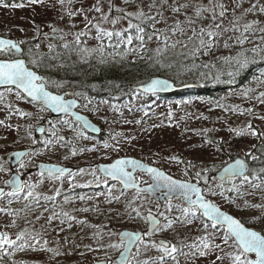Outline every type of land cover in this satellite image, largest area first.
<instances>
[{
    "label": "rangeland",
    "instance_id": "rangeland-1",
    "mask_svg": "<svg viewBox=\"0 0 264 264\" xmlns=\"http://www.w3.org/2000/svg\"><path fill=\"white\" fill-rule=\"evenodd\" d=\"M18 3H24L25 7H0V34L13 37L18 41L23 40V44L29 47L30 60L35 58L39 61L40 58L49 53L54 54L58 50H64L65 44L69 46L74 44L75 37L73 34L84 29L82 16H76L71 21L67 16L63 20H58L56 11L40 5L28 6L27 0H21ZM107 3L108 0H104L105 10H107ZM135 3L139 4L140 0H135ZM115 4L119 7H128L123 4L122 0H115ZM73 7H80L79 0H76ZM91 15L97 14L92 13ZM53 24L63 29V33L66 34L63 39L60 38L61 33L52 32L50 25ZM72 24L76 26L72 27ZM126 25L127 22L124 21L122 25L117 27H126ZM94 35L95 31L93 30L89 37H81L82 43L87 44L89 48L97 47L98 41L91 38ZM153 42L157 45L155 41ZM259 43L258 37H253V43L246 44L244 47L251 48L254 44ZM37 44H39V48L36 47ZM49 45L52 47L50 48ZM176 51L181 55L183 50L177 47ZM237 51H239L238 48L224 49L221 46L212 55L202 56V59L206 62H215L221 66L224 65L222 63L224 57L235 56ZM103 53H107L105 48ZM254 55L248 53L250 61L253 60ZM111 57L108 60L110 66H124L116 52H113ZM76 58L71 57L72 60ZM259 61H264V57L255 56L253 63L257 64ZM247 67L239 71L244 72ZM228 71L238 75V72L230 67L226 68V71H216L220 76L218 81L225 86V89L217 95L216 99L212 100L197 98L190 103L186 98L184 100L155 99L145 105L149 97L143 94L137 95L135 93L131 99L126 98L121 101H113L109 98L95 100L88 98V96L76 95L83 104L81 111L102 127L103 139L92 138L73 119H54L47 110L41 111V108L18 99L13 90L2 92L1 95L4 99L0 102V120L4 121V125H0V166L5 171L0 172V186H3L13 172H17L24 176L28 183L36 184V192L43 195L53 196L55 190L59 189L61 194L55 197V203H48L46 206L56 212H68L77 220L72 222L70 228L66 223L64 225L65 230L61 232L59 231L61 227L59 222H55L53 227H49L43 218L36 221L34 213H40L43 209L36 208L29 212L24 207L29 201L22 198L23 194L18 200L13 198L11 205L8 204L9 198L5 197L0 201V207L8 206L16 209L19 215L8 217L0 214V225L16 219L17 227L8 229L12 234L24 228H27L29 232H32L33 228L37 232L47 229L44 238L49 241L48 247L60 248L61 251H67L71 254L52 258L53 253L51 252L29 250L5 257L0 260V264H21V262L23 264H88L109 258L115 262L120 254L119 251L106 247L109 242L118 243L117 236L114 234L123 230H147L149 211L158 217L159 212L165 211L168 203L160 204L155 199L152 200L153 198L151 199L141 193L137 196L136 192L124 191L120 185L110 184L108 180L105 183V178L101 176L96 167L97 163H110L119 157H136L162 168L177 179L200 183L204 187V192L207 193L210 188L216 190V185L220 183L215 178V174L224 165L232 161L227 157V154H235L237 157L245 158L249 163L256 161L252 160L251 157H246L245 153L251 152L252 155L259 157L264 150V142L251 135L238 136L235 131H230V129L247 131L246 126L251 123L258 133L264 132V119H260V117H264V103H261L259 99V94L264 92V67L255 69L258 74L250 82L244 86H236L234 89L226 87V85L235 86L232 83L234 81L231 80L233 75L228 76L226 74ZM205 82L208 81H202L198 78L192 81V83L199 85ZM184 83L186 80L180 82V84ZM98 90H103V88H98ZM104 90H108V95L111 98H121L119 95H114L109 88ZM67 91L81 93L73 89L64 90L60 93ZM7 105H11L14 109L32 113V115L21 117L18 114H13L10 116ZM248 109H252L251 114L247 112ZM170 112L172 113L171 118L169 117ZM43 121L47 123V133L44 137H38L35 135V128ZM136 121H140V123H136ZM5 125H10V127ZM61 136L64 138L62 141L54 143V145L46 144L47 141H57V138ZM213 138L221 141V144L206 143L207 140L213 141ZM105 143L110 147L105 148ZM253 145H256L257 148H253ZM219 146H223L225 149L221 151ZM116 147H119L120 150H114ZM29 148H35V151L23 162L25 167L21 168L20 164L16 170H13L6 160L7 156L14 151ZM81 149L83 151H80ZM89 149L94 150L90 151ZM73 151H76L74 156L72 155ZM171 156H177L182 161H190L195 167L186 169L185 163L177 164L175 161L165 159ZM39 162L73 165L84 171L81 173L79 169L71 177L54 180L48 175H41L36 171ZM250 166V170H252L251 163ZM215 169V172H211ZM186 170L187 176L184 174ZM31 171L35 172L30 175ZM93 171H95V176L92 175ZM196 171H202V178L199 181L195 178ZM253 175L258 174L251 171L249 178L253 179ZM205 177L208 180L206 187L203 185ZM40 181L43 182L40 183ZM236 183L239 185V181ZM253 183L258 184L260 181L253 179ZM99 186L100 189L96 190V187ZM230 186L229 181L224 182L225 189ZM240 187L241 193L244 195L237 197L236 193L227 191L224 195L237 197V204H243L245 200L250 204L264 203V191L261 190L264 189V185H261L260 189H253L248 184H243ZM65 197H67V201ZM80 197H85V199H80ZM115 197H119V199H115ZM208 198L249 227L252 225L248 224L247 221L253 216H259L264 211V209L256 208L240 210L236 205L228 203L219 195ZM171 203L174 208L177 205H182V201L179 199H173ZM84 208L89 210L87 212L82 211ZM133 208L139 209L140 216L132 211ZM49 214L44 213V216ZM176 214L174 210L172 215ZM26 219L31 223H26ZM160 219L163 222V217ZM80 220L86 221V223H78L77 221ZM200 226L201 222L195 221L193 225L180 229L178 238L191 242V238L203 235L201 231H197ZM256 227L258 228V226ZM209 231L211 232L212 229L210 228ZM109 233H113V235L110 236ZM174 235L176 233L169 230L157 233L153 239L171 240ZM98 237H102V240ZM57 241L59 243H56ZM216 242H221L219 233H217ZM101 244L105 246L102 247ZM87 246H91V249L95 250H90ZM231 250L225 248V251ZM185 251L187 250L185 249ZM82 253L83 255H81ZM156 255L158 254L154 249L150 252H144L143 246H141L139 255L136 254V250L134 251L132 264H143L144 260ZM178 259L180 264H207V259L204 257L186 260L184 256H179ZM224 264H228V261H225Z\"/></svg>",
    "mask_w": 264,
    "mask_h": 264
},
{
    "label": "snow or ice",
    "instance_id": "snow-or-ice-1",
    "mask_svg": "<svg viewBox=\"0 0 264 264\" xmlns=\"http://www.w3.org/2000/svg\"><path fill=\"white\" fill-rule=\"evenodd\" d=\"M79 2L80 7H73L76 0H51V2L49 0H27V5H40L56 11L58 20H63L67 16L71 21L76 16H82L84 29L73 34L75 37L73 46L83 52H103L107 46L116 52L121 60L130 54H136L143 58L142 53L147 52L148 45L155 41L157 47L153 51L160 58L149 57V59L152 60L151 66L161 72V77L150 79L149 82L141 86L139 91L134 90L137 95L144 93L155 95L172 88L175 79L165 75L169 71H178V74L183 76L195 75L202 81L219 80V74L213 72L218 67L217 63L198 61L202 56L212 55L221 46L224 49H239L235 56L224 57L222 61L224 65L237 72L249 64L248 53L255 54L253 60L255 56L264 57V0H140L139 4H136L135 0H122L123 4L128 7H119L115 4V0H108L107 10H105L104 0H94V2L79 0ZM0 7L22 8L25 7V4H9L5 0H0ZM92 13L97 15L90 16ZM124 21L127 22L126 27H117ZM71 26L75 27L76 25L72 24ZM50 27L53 33L62 34L61 39L66 35L63 33V29L54 24ZM93 30L95 35L91 38L98 41L97 48H80L81 37H89ZM253 37H258L260 43L254 44L251 48H245L246 44L253 43ZM23 43V40L14 42L11 39L0 38V54L8 52L22 54L20 46ZM36 47L39 48V44ZM49 47L52 46L49 45ZM64 47L68 48L69 45L65 44ZM177 47L183 50L182 59L175 63L163 62L164 55ZM29 63L36 67L39 66V61L35 58ZM226 74L234 75L232 71H228ZM0 84L14 85L18 99L24 98L22 93L26 94L31 98L30 102L40 106L41 111L47 108L52 111L68 113L75 106L74 101H66L62 95L53 94L48 90L49 87L59 90L63 84L45 80L41 75L26 67L23 59L0 60ZM184 87H192V85L185 84ZM8 91H12V89L9 88ZM75 95L82 94L75 93ZM3 99L4 97L0 95V102ZM259 99L261 103H264V92L259 94ZM218 106L220 105L218 104ZM7 108L10 116L13 114H18L21 117L32 115V113L14 109L11 105H7ZM116 110L118 111V109ZM247 112L251 114L252 109H248ZM171 116L170 112L169 117L171 118ZM76 119L79 121L82 117L77 116ZM260 119H264V117H260ZM136 123H140V121H136ZM0 125H4L3 120H0ZM5 126L10 127V125ZM246 129L247 131L234 129H230V131H235L238 136L251 135L264 142V132L258 133L251 123L246 126ZM63 139L61 136L57 138V141H47L46 144L54 145ZM206 143L213 144L214 141L207 140ZM104 147L108 148L110 145L105 143ZM253 148H257V146L253 145ZM114 150L119 151L120 148L116 147ZM16 155L24 156L25 153H16ZM72 155H76V151H73ZM245 156L251 157L252 160L259 159L251 152L245 153ZM165 159L175 161L177 164L185 163L186 169L195 167L190 161H182L177 156ZM20 167L24 168L25 165L21 163ZM135 170L147 173L152 178L153 183L147 189L138 188L136 177L133 174ZM4 171L5 169L0 166V172ZM47 171L48 177L62 180L68 170L53 165ZM79 171L83 173L84 170L80 169ZM102 171L105 177L119 181L125 189H137V196L143 192L155 193L159 191L168 201L165 211L159 212V217H163V222L153 217L149 211L150 227L146 231L115 233L118 243L109 242L106 247L118 250L120 255L117 261L113 262L109 258L105 264H132V249L135 248L136 254L139 255L141 246H143L144 252L154 249L158 254L144 260L143 264H180L179 256H184L186 260L204 257L207 259V264H217V262L224 264L225 261H228V264H264V211L259 216L251 217L247 223L252 226L246 227L245 223L228 212L222 211L215 202L208 198L219 195L228 203L236 205L240 210L245 208L264 209V203L250 204L245 200L243 204H237V197L244 195L241 193L240 186L248 184L253 189H260L261 185H264V175H253L254 180L260 181L258 184L253 183V179L249 178L252 170L249 169L245 159H236L235 163L225 167L219 178L220 183L216 185V190L210 188L207 193L197 183L173 179L159 168L147 166L136 159H117L114 163L104 166ZM260 173L264 174V168L260 169ZM184 174L188 175L187 170ZM68 175L71 177L72 173L69 172ZM92 175L95 176V171ZM195 178L199 181L202 178V171H196ZM225 180L231 184L227 189L224 187ZM236 181H239V185ZM42 182L40 181V183ZM104 182L107 183V179ZM204 184H208L206 177ZM5 185L10 186L11 191L5 192L3 188H0V200L8 197V204L11 205L13 198L18 200L23 194L22 198L29 201L24 206L29 212L36 208L43 209L40 213H34L36 221L43 218L49 227H53L55 222H59L61 226L59 231L62 232L65 230L66 223L70 228L72 222L77 220L68 212H56L46 206L48 203H55V197L61 194L59 189L55 190L53 196L43 195L36 192V184L22 181L19 174L6 180ZM261 190L264 191V189ZM225 191L236 193L237 197L225 196ZM80 199H85V197H80ZM115 199H119V197H115ZM172 199L181 200L182 205H177L174 208L171 203ZM65 200L67 201V197ZM88 210L87 208L82 209L85 212ZM174 210L176 215H172ZM132 211L140 216L139 209L133 208ZM44 213L50 214L45 217ZM0 214L17 217L19 212L5 206L0 207ZM195 221L201 222L197 231H201L203 235L191 238V242L179 239V230L193 225ZM77 222L86 223L83 220ZM26 223H31V221L26 219ZM15 227H17L16 219L0 225V260L15 255L17 252L29 250L51 252L53 253L52 258L71 254L61 251L60 248L48 247L49 241L44 238L47 229L37 232L33 228L32 232H29L27 228H24L14 234L8 231ZM169 230L176 233L171 240L153 239L157 233ZM217 233L220 234V243L216 242ZM109 235L111 236L113 233H109ZM98 238L102 240V237ZM65 242L67 243V240ZM101 246L105 245L101 244ZM87 247L90 250H95L91 249V246ZM226 247L232 250L225 251ZM250 254H254V258H251Z\"/></svg>",
    "mask_w": 264,
    "mask_h": 264
},
{
    "label": "trees",
    "instance_id": "trees-1",
    "mask_svg": "<svg viewBox=\"0 0 264 264\" xmlns=\"http://www.w3.org/2000/svg\"><path fill=\"white\" fill-rule=\"evenodd\" d=\"M17 1L14 2L13 0H5V2L9 4L18 3ZM73 45L74 44L64 50H58V52L54 54L49 53L45 55V57L40 58L38 67L31 64L32 68L46 76L48 80L63 84V87L59 90L49 87L55 92L73 89L77 92H81L82 95L95 100L109 98L113 101H121L126 98L131 99L132 95L135 94L131 88L132 85L145 83L154 76H161V72L156 71L155 68L151 66L152 60L149 59V57H153L154 59L160 58L157 57L153 51L157 47L154 42H151L148 45L147 52L142 53L143 58L138 57L136 54H130L121 61L124 66L119 67L110 66L108 64V60L112 58L111 55L114 52L110 47H105L107 53L83 52ZM24 47L25 56L30 61L29 47L27 45H24ZM84 47H87L88 49L97 48H89L87 44L82 43L80 48ZM71 57L77 58L72 60ZM181 59L182 56L177 53L176 49H174L168 51L164 55L163 62L175 63ZM102 60L104 62H101ZM198 62L206 61L201 57ZM253 62L254 60L249 62L247 65L248 67L244 72L238 71V75L234 73L231 80L234 81L232 83H234L235 86L226 85V87L228 89H234L236 86H244L246 83L250 82L251 79L258 74L255 69L258 67H264V61H259L257 64H254ZM226 68L229 67L221 65L219 69H214L213 72L216 73V71L221 70L226 71ZM165 75L167 77L174 78L176 84H180V82L184 80H186V83L184 84H189L192 83L193 80L197 79L195 75L183 76L178 74V71H169ZM195 84L199 85L198 83ZM98 88H103V90H98ZM106 88L111 89L114 95H119L121 98H111L108 95V90H104ZM224 89L225 86L218 80H212L200 84L197 89L183 91L174 96H151L147 99L145 105L151 103L155 99L184 100L186 98V100L190 103L197 98H209L212 100L216 99L217 95ZM213 139L217 145L221 144V141L215 140V138ZM219 149L222 151L225 147L219 146ZM263 151L264 150H262V153H264ZM227 157L230 158V160H234L237 155L227 154ZM250 163L252 165V171H255L258 175H264L260 173V169L264 168V155L260 154L258 160L254 162L250 161ZM215 171L216 169L211 172ZM203 185L206 187L205 184Z\"/></svg>",
    "mask_w": 264,
    "mask_h": 264
},
{
    "label": "water",
    "instance_id": "water-1",
    "mask_svg": "<svg viewBox=\"0 0 264 264\" xmlns=\"http://www.w3.org/2000/svg\"><path fill=\"white\" fill-rule=\"evenodd\" d=\"M0 38L8 39V38H5V37H3V36H0ZM11 40H13L14 42H17V41L14 40V39H11ZM20 47H21V50H22V54L16 53V54L19 55V56L23 55V53H24V49H23V47H22V46H20ZM25 63H26V67H28L26 61H25ZM31 70L35 71L38 75H41L45 80H48V78H46L44 75L40 74V73H39L38 71H36L35 69L32 68ZM159 77H161V76H154V77H152L151 79H153V78H159ZM149 81H150V79H149L147 82H149ZM147 82L142 83V84H138V85H132L131 88H132L133 90H137V91H139V89L141 88V86L144 85V84H146ZM184 85H185V84H176V83H174V84H173V87L170 88L169 90H167L166 92H160V93H157V94H155V95H153V94H151V93H144V95L149 96V97H150V96H166V97H167V96H174V95H176V94H178V93H181V92H183V91H189V90L197 89L198 86H199V85H197V84H195V83H189V84H188V85H192V87H184ZM7 88H15V86H14V85H4V84H0V89H7ZM48 90L51 91V92H53V94H59V95H62L66 101L71 100V101H74V102H75V106L72 107V108L68 111V113L58 112V111H52L51 109H47V108H45L46 110H48V111L51 113V116H52L54 119H65V118H67V117H71V118H73V119L75 120V122L79 123V124L82 126V128H83L88 134L93 135V136H96V137H100V136L102 135V132H103L102 127H101L98 123H96L94 120H92L90 116L84 114V113L80 110V107H81V104H82V103H81V101L76 97V95H75V93H74L73 91H67V92H65V93H57V92L52 91L50 88H49ZM22 94H23V93H22ZM23 95H24L26 98H28L29 100H31V98H29V97L26 96V94H23ZM77 116L82 117V119L78 121V120L76 119ZM85 121L87 122L86 124H85ZM46 133H47V123H46V122H43L42 124L36 126V128H35V135H36V136H38V137H43V136L46 135ZM21 152H22V153H25V155H24V156H17V155H16V153H21ZM33 152H34V148H29V149H25V150H17V151H14V152L10 153V154L7 156L6 160H7V162L10 164L11 168H12L13 170H16V169L18 168V166H19L21 163H23V162L27 159V157H28L29 155H31ZM117 159H136V160H138L140 163H143V164H145V165H147V166L157 167V168H159L160 170L164 171V172L166 173V175H170V174H168L165 170H163L162 168H160V167H158V166H155V165H152V164H149V163H146L145 161H143V160H141V159H138V158H136V157L127 156V157H119V158H117ZM117 159H115V160H117ZM236 159H245V158H242V157H236L234 160H232V161H230L228 164L224 165V166L220 169V171H218V172L215 174V178H216L218 181H220L219 178H220V176H221L222 173H223V169H224L225 167H227L229 164H233V163H235V160H236ZM115 160H114L113 162H110V163H103V162H102V163H99V164H98L99 172L101 173V175H102L105 179H108L110 182L119 184V185L123 188L124 191H127V192L137 191V189H135V188H127V189H125L124 186L122 185V183H120L119 181H117V180H113V179H111L110 177H105V176H104L103 171H102L103 167L106 166V165H110V164L114 163ZM245 160H246V159H245ZM246 162H247V164H248V166H249V169H251L250 163H249L247 160H246ZM53 165L56 166V167H63V168H65V169H67L68 171L65 172V174H64L65 177H66V176H69V175H68L69 172H70V173H74V172L76 171V168H75L74 166H66V165H61V164H56V163H50V162H39L38 165H37V169H36V171L39 172L40 174L48 175V171H47V170H48L50 167H52ZM129 170H131L130 167H129ZM137 172H141V171H140V170H135L134 173H133L135 177H136ZM30 173H31V172H30ZM15 174H18V173H17V172H13L12 175H11V177L14 176ZM145 174H147V173H145ZM147 175H148V174H147ZM19 176H20V179H21L22 181H26L25 177H23V176H21V175H19ZM148 176H149V175H148ZM170 176H171V175H170ZM11 177H10V178H11ZM149 177H150V176H149ZM171 177H172L173 179H177V178H175V177H173V176H171ZM8 179H9V178H8ZM8 179H7V180H8ZM150 180H151V183H150V184L142 185V183L136 178V182H137L138 188L147 189V188L153 183L151 177H150ZM178 180H180V179H178ZM182 181H184V180H182ZM225 181H227V180H225ZM225 181H224V182H225ZM190 182H191V181H190ZM192 183H197V182H192ZM197 184H198V186L201 187L202 190L204 191V187H203L200 183H197ZM0 188H3L5 192L11 190V187H10V186H6V185H5V182H4L3 186H1ZM143 193H146L150 198H154L155 201L158 202V203H160V204H163V203L168 202L167 200H165V199L163 198V196L161 195V192H159V191H157V192H155V193H150V192H143ZM172 200H173V199H172ZM221 210L224 211L223 209H221ZM226 212H227V211H226ZM228 213H229V212H228ZM229 214H231V213H229ZM231 215H233V214H231ZM152 216H153V217H156V218H158V219H160V217H158L157 215H155V214H153V213H152ZM233 216H234V215H233ZM234 217L237 218L236 216H234ZM237 219H239V218H237ZM160 220H161V219H160ZM239 220H240V219H239ZM147 221H148V228H149V227H150V218H149V214H147ZM161 222H162V220H161ZM241 222H242V221H241ZM242 223H244V222H242ZM245 226H246V227H249V226H247L246 224H245ZM126 231H127V232H143V231H146V230H140V231L123 230V231L120 232V233H123V232H126ZM134 251H135V248L132 249V255H133ZM119 255H120V254H119ZM119 255H118V257L115 259V261L118 260ZM250 256H251V258H254V254H250ZM105 261H106V260H103V261H97V262H94V263H88V264H105ZM69 264H73V263H69Z\"/></svg>",
    "mask_w": 264,
    "mask_h": 264
},
{
    "label": "flooded vegetation",
    "instance_id": "flooded-vegetation-1",
    "mask_svg": "<svg viewBox=\"0 0 264 264\" xmlns=\"http://www.w3.org/2000/svg\"><path fill=\"white\" fill-rule=\"evenodd\" d=\"M14 2L15 1H17V0H13ZM21 0H18L17 2H20ZM0 36H3V37H5V38H8V39H14L13 37H8V36H4V35H1L0 34ZM14 40H16V39H14ZM17 42H18V40H16ZM24 45L25 44H21V46L23 47V49L25 48L24 47ZM25 50V49H24ZM6 59H23V60H25L26 62H27V65H28V67L30 68V69H32V66H31V64L29 63V60L26 58V56H25V51H24V53H23V55H21V56H19V55H17L16 53L14 54L13 52H8V53H4V54H0V60H6ZM8 89L9 88H7V89H0V95H1V93L2 92H5V91H8ZM14 92H16V89L15 88H11ZM23 95V94H22ZM24 96V95H23ZM22 100H24L25 102H27L28 104H33V105H35V106H37V107H39L40 108V106L39 105H37L36 103H33V102H30V100L28 99V98H26L25 96H24V98L22 99ZM82 103V102H81ZM82 106H83V104H81V107H80V110H81V108H82ZM46 110V109H45ZM48 111V110H47ZM49 112V111H48ZM51 114V113H50ZM67 119V118H66ZM71 119V118H70ZM57 120H65V119H57ZM43 122H46V121H43ZM42 122V123H43ZM41 123V124H42ZM38 126V125H37ZM92 138H95V139H103V134L100 136V137H96V136H93V135H90ZM34 150H35V148H34ZM100 163H102V162H100ZM57 164V163H56ZM98 164L99 163H97L96 164V167H97V169H98V171H99V167H98ZM61 165H63V164H61ZM66 166H73V165H66ZM75 167V166H74ZM76 168V171L74 172V173H76L80 168L79 167H75ZM35 171H31V173H29L30 175L31 174H33ZM39 173V172H38ZM74 173H72V175L74 174ZM100 173V172H99ZM101 174V173H100ZM42 175V174H41ZM102 176V175H101ZM24 177V176H23ZM66 177H69V176H66ZM103 177V176H102ZM64 178H65V176H64ZM104 178V177H103ZM136 178L142 183V185H147V184H150L151 183V181H150V177L147 175V174H145V173H142V172H137V174H136ZM26 179V178H25ZM108 180V179H107ZM109 181V180H108ZM109 183L110 184H114V183H112V182H110L109 181ZM115 184H117V183H115ZM119 185V184H118ZM97 189H100V186L99 187H96V190ZM9 191H11V190H9ZM9 191H7V192H9ZM131 192H136L137 193V191H131ZM141 194H144V195H147V194H145V193H141ZM148 196V195H147ZM152 199V198H151ZM152 200H154V199H152ZM1 201V200H0Z\"/></svg>",
    "mask_w": 264,
    "mask_h": 264
}]
</instances>
